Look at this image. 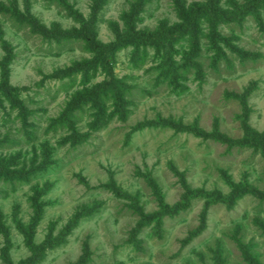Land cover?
<instances>
[{
    "label": "rangeland",
    "instance_id": "rangeland-1",
    "mask_svg": "<svg viewBox=\"0 0 264 264\" xmlns=\"http://www.w3.org/2000/svg\"><path fill=\"white\" fill-rule=\"evenodd\" d=\"M150 1L140 15L137 30H154L163 23L172 26L181 22L173 0ZM184 1L186 8L210 3V0ZM217 1L228 8L229 0ZM66 3L85 20L92 18V0H66ZM129 9V0H110L97 15V39L101 43L112 47L118 42L112 23L125 34L123 17ZM14 12L32 15L47 28L54 24L63 30L81 27L64 7L49 0H0V63L6 55L2 41H7L13 54L9 81L22 89L21 99L36 112L33 121L38 137L27 143L17 113L1 98L0 139L10 138L19 144L0 148V159L29 167L33 161L40 163L47 149H51L52 158L58 162L53 171L18 186L16 191L8 190V194H4L7 185L0 182V221L9 229L7 236L0 233V264H8V259L12 264H20L31 256L26 235L18 225L26 230L32 225L30 198L34 189L45 186L51 189L42 197L44 214L33 233L30 232L35 245L56 241L78 213H86L65 238L66 243L48 250L40 264H83V258L84 264H215L214 251L218 245L223 249L225 264H247L239 241L255 243L259 260L264 264V203L251 195L241 199L233 209L222 203L211 204L205 229L191 241L188 240L191 233L202 225L208 198H195L191 208L180 216L163 217L160 235L156 233L155 221L132 238L144 215L163 212L162 205L174 207L183 200L188 188L227 195L232 190L231 182L264 191V157L259 151L231 147L188 132L146 126L159 119H173L184 126L198 124L207 134L218 131L234 141L244 137L245 124L264 134V11L261 24L247 17L240 24L219 27V32L233 38L232 43L240 51L258 55L257 60H243L221 44L233 68H228L225 60L215 65L218 50L202 38L198 62L203 78L192 73L178 82L161 84L157 69L162 64V54L153 47L145 50L146 63L140 68L132 66L133 47L108 57L114 75L127 78L134 88L128 96L131 114L126 122L115 118L95 132L90 126L93 112L86 109L76 128L80 135L89 138L76 149L69 143L63 145L69 137L67 132L46 133V130L71 99L103 82L106 74L100 67L89 74L77 71V65L94 57L84 50L85 43L59 45L44 39L32 33L30 27L16 24L11 18ZM201 27L205 33L209 32L207 22ZM189 48L187 42H182L176 46L174 58L182 63ZM59 70L73 73L61 79L57 75ZM112 180L131 198H120L108 191L105 186ZM91 209L96 212L89 213ZM136 242L141 243L143 250L136 247Z\"/></svg>",
    "mask_w": 264,
    "mask_h": 264
},
{
    "label": "trees",
    "instance_id": "trees-1",
    "mask_svg": "<svg viewBox=\"0 0 264 264\" xmlns=\"http://www.w3.org/2000/svg\"><path fill=\"white\" fill-rule=\"evenodd\" d=\"M49 1L64 7L68 12V16L81 25L80 29L63 30L59 24H54L51 28H47L45 25L40 24L34 16H25L20 12H14L11 18L21 28L30 27L32 33L40 35L44 39L50 41L54 40L59 45L82 41L85 43L84 50L94 57L93 59L86 60L84 63L77 65V71L89 74L90 71L97 70L100 67L103 68L106 74V78L103 82L97 84L89 91L78 94L71 99L67 103V108L59 117L51 120V124L46 130V133L58 131L67 132L69 137L64 141L63 145L69 143L73 149L83 145L89 138V135H80L76 128L78 122L82 120V114L86 112V109L90 108L93 112L94 120L90 126L95 132L102 130L115 118L121 122H126L131 114L129 109L131 101L128 96L133 94L134 88L128 84L127 78H117L108 63V57L114 55L115 52L121 51L126 47H133L132 66L133 68H140L146 63L147 58L145 50L147 47L155 48L156 51L162 54V64L157 69V71L160 72L157 80L161 82V84L178 82L180 78H185L192 73H195L199 78H203L202 66L198 62L200 40L202 38L208 39L218 50V57L214 59L215 65L220 60H225L228 68H233L230 56L223 50L220 46L221 44L230 48L233 53L238 54L243 60L253 59V61H255L258 58V55L240 51L238 47L232 43L233 38L223 36L221 32H219V27L233 23L240 24L247 17H253L261 24V12L264 11V0H244V3H239L236 0H229L228 8L226 9L221 7L217 0H210L209 5L206 6L198 4L191 8H186V2L184 0H173L181 22L172 26L168 25V23H163L154 30H137L138 22H141L140 15L151 1L129 0V12L123 17L126 25L125 34L123 35L119 31L117 24L112 23L113 28H115L119 36L118 42L113 44L112 47L104 45L97 39L98 34L96 29L98 23L97 15L109 4L110 0H92L93 16L89 20H85L81 14L74 11L66 3V0ZM14 9L16 10L17 8ZM4 10L8 11L5 7ZM204 21L210 26L208 33H205L201 27ZM182 42H187L190 48L189 51L186 52L182 63H179L173 55L176 52V46ZM2 47L6 55L0 63V100L4 98L10 104L12 110L17 113L16 119L19 120L22 125L25 140L27 143L31 144L38 138L37 125L35 121H33L36 112L29 108L25 100L21 99L20 92H22V89L10 84V65L13 61L12 48L7 41H2ZM71 70H59L57 71V75L61 79L70 77L73 73V70ZM108 104H110V106ZM109 109H113L110 114L107 113ZM146 126H152L156 129H174L176 131L188 132L196 137L213 138L222 143L229 144L231 147L254 149L255 151H259L264 157V134L256 132L248 124L244 126V137L237 141L225 135H221L218 131L213 135L207 134L200 129L198 124L184 126L182 123L175 122L173 119H159L158 121L149 122ZM16 144H19V142L10 138L0 139V148L11 147ZM42 159L40 163L33 161L29 167L27 165L20 167L13 161L0 159V182L7 185L8 188L4 191V194H8V190L10 189L16 191L18 186L30 184L32 181L40 179L57 167L58 162L52 158L51 149H47ZM230 185L232 186V190L227 195H223L220 192L206 193L202 190L193 191L188 188L183 200L174 207L162 205L163 212L144 215L142 221L133 231L132 238H136V235L144 226L151 225L155 221L156 233L160 235L163 217L167 215L172 218L180 216L191 208L195 198H208L209 201L206 203L202 212V225L191 233L188 239L189 241L201 234L205 229L206 217L211 204L222 203L225 204L228 209H233L241 199L248 195L264 203V191L245 184L235 185L230 182ZM105 188L120 198H131V196L117 187L114 180L110 181ZM50 189L51 187L49 186H45L42 189H34V194L30 198L31 207L34 212L32 225L26 230L18 223L20 231L26 235V244L31 251V256L20 264H40L43 262L46 258L47 251L65 244V238L79 225L81 218L85 217V211L78 213L66 228L63 235L56 239V241H50L41 246L35 245L32 231L37 227L43 217L45 203L42 197L47 195ZM94 212H96L95 209L89 210V213ZM8 232V227L0 221V233L7 236ZM136 243V247L139 250H143L141 243ZM238 245L244 261L247 264H263L260 262L259 255L255 250V243L251 242L245 244L239 241ZM214 258L215 264H225L223 249L220 245H218L217 250L214 251ZM85 262L86 259L83 258L81 263L84 264ZM7 263L12 264L10 259H8Z\"/></svg>",
    "mask_w": 264,
    "mask_h": 264
}]
</instances>
